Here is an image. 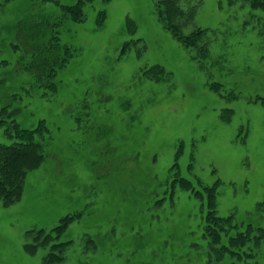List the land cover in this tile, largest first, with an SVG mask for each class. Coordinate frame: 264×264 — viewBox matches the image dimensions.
I'll return each instance as SVG.
<instances>
[{
  "label": "rangeland",
  "instance_id": "rangeland-1",
  "mask_svg": "<svg viewBox=\"0 0 264 264\" xmlns=\"http://www.w3.org/2000/svg\"><path fill=\"white\" fill-rule=\"evenodd\" d=\"M158 1L93 0L83 22L58 24L77 55L52 93L20 71L29 54L11 31L18 21L54 26L58 3L75 0H0V59L8 60L0 66V108L22 127L47 126L38 136L45 161L28 173L22 198L11 206L0 200V264H43L52 243L67 241L57 264H212L202 237L206 210L191 191L172 187L177 167L195 187L197 179L221 180L219 214L264 227V8L184 0L197 11L183 34L205 30L200 44L210 53L199 58L159 21ZM155 64L166 70L160 81L143 74ZM0 142H12L5 126ZM68 214L76 217L59 238L25 251L34 241L27 231L52 232Z\"/></svg>",
  "mask_w": 264,
  "mask_h": 264
},
{
  "label": "trees",
  "instance_id": "trees-1",
  "mask_svg": "<svg viewBox=\"0 0 264 264\" xmlns=\"http://www.w3.org/2000/svg\"><path fill=\"white\" fill-rule=\"evenodd\" d=\"M90 1L93 0L58 3L61 15L57 16L54 26L47 19L40 22L32 21L22 27H19V21L13 25L11 32L14 33V38L17 36L22 41V46L29 54V60L23 63V57L18 66L20 71L31 74L32 86L45 88L52 93L57 92L58 73L77 55L75 48L62 41L57 25L66 18L74 22H83L84 5ZM183 2L184 0H159L156 5L158 19L176 40L187 47L196 48L199 58H207L210 53L209 47L207 43L200 44L205 30L198 28L188 35L183 34V27L194 20L197 11L196 5L187 7ZM252 5L264 8V0H252ZM105 19L106 12L101 11L98 14V24L102 25ZM128 24L130 30L135 31L136 26L132 19L128 18ZM1 44L0 40V47ZM10 44L17 46L14 43ZM130 45L131 42H126L122 53H125ZM2 65H8V60L0 59V66ZM143 74L147 79L156 78L160 81L165 78L166 70L162 65L155 64L143 70ZM261 101L264 103V98H261ZM8 117L11 119L7 120ZM2 126H5V134L12 142H0V200L4 206H11L22 198L28 173L39 168L45 161L44 145L38 140V136L47 131V126L45 120H41L38 127L33 129L22 127L8 106L0 108V127ZM172 181V187L179 185L191 191V196L199 199L206 210L203 216L202 237L206 241L205 247L210 263L228 264V258L233 260L230 264H255L252 260L256 259V262L259 258L264 260V227L251 223L242 225L236 221L234 213L228 215L218 213V187L221 180H217L213 185H206L201 179H197L199 186L195 187V182L179 175L177 167ZM173 194L174 192H171V196ZM260 206H264V202L260 203ZM75 217L76 214L64 216L52 232L45 229L27 231L28 237L34 235V241L25 243V251L34 254L40 246L49 245L62 235ZM69 244L70 241L52 243L49 252L43 258V264L62 262Z\"/></svg>",
  "mask_w": 264,
  "mask_h": 264
}]
</instances>
